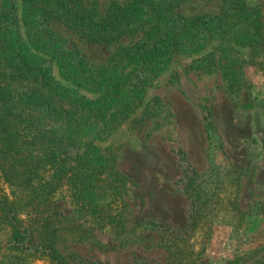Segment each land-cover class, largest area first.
I'll return each mask as SVG.
<instances>
[{
	"label": "rangeland",
	"instance_id": "rangeland-1",
	"mask_svg": "<svg viewBox=\"0 0 264 264\" xmlns=\"http://www.w3.org/2000/svg\"><path fill=\"white\" fill-rule=\"evenodd\" d=\"M18 1L22 11L27 0ZM131 1L83 3L106 11ZM207 6L214 3L193 0L185 10ZM230 57L243 62L239 84L224 77ZM53 67L58 82L97 98ZM121 93L117 120L83 131L96 137L86 140L76 192H40L48 170L20 186L0 171V264H264V47L212 41L173 57L142 92ZM12 214L32 243L55 241L57 261L44 251L19 254Z\"/></svg>",
	"mask_w": 264,
	"mask_h": 264
},
{
	"label": "trees",
	"instance_id": "trees-1",
	"mask_svg": "<svg viewBox=\"0 0 264 264\" xmlns=\"http://www.w3.org/2000/svg\"><path fill=\"white\" fill-rule=\"evenodd\" d=\"M192 1L132 0L99 11L83 0H27L21 11L18 0H2L0 171L5 181L20 186L48 170L50 177L40 192L59 186L76 192V178L81 169L86 172V140L96 137L83 131L117 120L122 91L142 92L173 57L199 53L212 41L264 47V0H207L213 8H196L190 15L185 7ZM67 33L102 48L80 47ZM53 63L69 84L97 98L89 99L58 82ZM224 66V77L239 84L243 62L230 57ZM212 127L209 120L207 130ZM7 201L5 207L11 204ZM88 210L93 212V206ZM193 211L192 215L198 214L196 205ZM11 218L20 255L44 251L57 261L51 237L36 245L33 234L14 214ZM106 222L117 229L115 220Z\"/></svg>",
	"mask_w": 264,
	"mask_h": 264
}]
</instances>
